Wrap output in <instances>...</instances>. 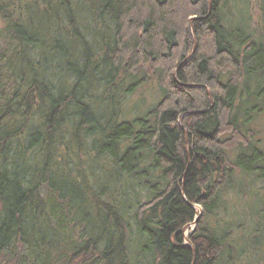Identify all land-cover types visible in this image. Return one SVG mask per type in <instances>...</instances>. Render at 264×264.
<instances>
[{
    "label": "trees",
    "instance_id": "obj_1",
    "mask_svg": "<svg viewBox=\"0 0 264 264\" xmlns=\"http://www.w3.org/2000/svg\"><path fill=\"white\" fill-rule=\"evenodd\" d=\"M210 1L89 0L111 25L95 46L71 0H0V264L261 261L264 0L253 25ZM97 54L140 87L155 78L159 100L134 116L96 102ZM233 195L262 200L234 214ZM248 227L251 251L232 256Z\"/></svg>",
    "mask_w": 264,
    "mask_h": 264
},
{
    "label": "rangeland",
    "instance_id": "obj_2",
    "mask_svg": "<svg viewBox=\"0 0 264 264\" xmlns=\"http://www.w3.org/2000/svg\"><path fill=\"white\" fill-rule=\"evenodd\" d=\"M73 6L77 9V14L79 17L80 28L84 32V34L93 41L95 46H102L100 39L105 38L107 35H110V22L105 21V23L97 22L95 20L94 14L91 13L89 8V0H71ZM248 4H246V0H229L227 1V5H231L232 7L228 8V11L231 9L241 15L245 14L247 17L251 16L252 25L254 22H258L260 20L259 15V4L257 3L259 0H248ZM250 4V5H249ZM0 53L3 55V58L6 59L9 55V52L4 51L7 48L5 42V36L3 34L2 28L4 27L3 21L0 20ZM64 24L67 21L63 22ZM63 24V25H64ZM104 24V25H103ZM65 27V25H64ZM64 30V29H62ZM113 32V30H112ZM97 37V38H96ZM95 50V48H94ZM94 57L93 64L91 65L90 71L85 75L86 78L92 81L91 87H93V91L89 92L94 97L93 99L96 102L108 104L112 102V100L123 101V105L128 102L130 104V110L132 116L137 115V112H142L147 107L151 106L153 103L159 100L161 97V90L158 87L157 80L151 79L146 85L139 86L140 77H136L135 79L128 78L124 73H121L119 70L111 71V68H108L101 58V54H97ZM92 77V79H91ZM132 87H129L132 83H134ZM129 88L131 90H129ZM110 92V94H108ZM137 109V111H136ZM251 127L254 129L256 136L255 139L259 142L260 146L264 148V110L255 113L252 121ZM262 198L260 196H253L248 199H241L238 196H231V203L234 205L233 213L236 214L238 211L239 214L244 213H252V211L256 210V207L261 202ZM199 208V210H198ZM197 210L200 211V207ZM194 225L191 224L184 230V236L188 237L194 230ZM196 228V227H195ZM236 232V231H235ZM252 229L248 227L245 231L238 234L236 240L238 242L237 250L234 253H231L232 256L237 254V257H240V254L243 253V250L246 249L251 251L250 246L253 243L254 239H251L252 236H256V233H251ZM235 234V233H234ZM255 252V253H254ZM251 254L244 255L241 259L240 264H253L256 260V252L254 251ZM235 257V256H234ZM260 262L258 264H264V249L262 250V254L260 257ZM224 263L227 264V256L224 257ZM237 260L234 261L233 264H237Z\"/></svg>",
    "mask_w": 264,
    "mask_h": 264
},
{
    "label": "water",
    "instance_id": "obj_3",
    "mask_svg": "<svg viewBox=\"0 0 264 264\" xmlns=\"http://www.w3.org/2000/svg\"><path fill=\"white\" fill-rule=\"evenodd\" d=\"M210 3H212V0L210 1ZM192 20V19H191ZM193 29V28H192ZM193 33H194V29H193ZM195 48H196V45H195ZM191 57V56H190ZM190 57H188L186 60H188ZM188 86H190V87H199L198 85H188ZM209 94H210V92H209ZM194 207L196 208L197 206H195L194 205ZM199 217H200V215H197V217H196V219H195V221L192 223L193 225H194V228H193V230L195 229V227H196V225H197V222H198V219H199ZM191 224H188L187 226H185L184 228H183V232H184V230L187 228V227H189ZM186 242L188 243V244H191V241H190V239L187 237L186 238Z\"/></svg>",
    "mask_w": 264,
    "mask_h": 264
},
{
    "label": "bare ground",
    "instance_id": "obj_4",
    "mask_svg": "<svg viewBox=\"0 0 264 264\" xmlns=\"http://www.w3.org/2000/svg\"><path fill=\"white\" fill-rule=\"evenodd\" d=\"M197 207H199V206H197ZM198 215H199V213H198Z\"/></svg>",
    "mask_w": 264,
    "mask_h": 264
}]
</instances>
